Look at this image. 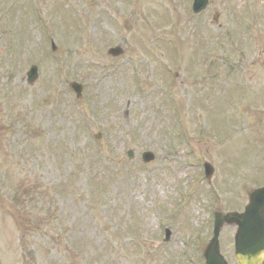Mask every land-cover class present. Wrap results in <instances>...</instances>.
<instances>
[{
    "label": "rangeland",
    "instance_id": "1",
    "mask_svg": "<svg viewBox=\"0 0 264 264\" xmlns=\"http://www.w3.org/2000/svg\"><path fill=\"white\" fill-rule=\"evenodd\" d=\"M263 3L213 0L194 16L191 0H0V264H204L211 210H240L264 183V49L239 54L240 33L251 42L264 27ZM167 227L153 254L133 244ZM235 230L219 236L228 264Z\"/></svg>",
    "mask_w": 264,
    "mask_h": 264
},
{
    "label": "water",
    "instance_id": "2",
    "mask_svg": "<svg viewBox=\"0 0 264 264\" xmlns=\"http://www.w3.org/2000/svg\"><path fill=\"white\" fill-rule=\"evenodd\" d=\"M113 56L121 54L114 51ZM30 79V81H32ZM264 189L253 192L250 204L245 214L241 216L229 215L227 217L217 216L216 235L223 223H235L239 226L235 236L236 253L238 264H264ZM218 253L217 240L206 252L207 264H226Z\"/></svg>",
    "mask_w": 264,
    "mask_h": 264
}]
</instances>
